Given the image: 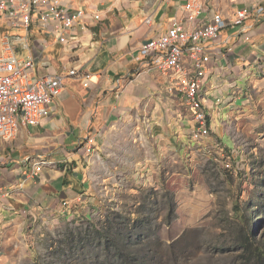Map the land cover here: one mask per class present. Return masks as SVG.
<instances>
[{
  "label": "rangeland",
  "instance_id": "374dc122",
  "mask_svg": "<svg viewBox=\"0 0 264 264\" xmlns=\"http://www.w3.org/2000/svg\"><path fill=\"white\" fill-rule=\"evenodd\" d=\"M4 34L25 35L0 22V53ZM170 96L173 117L190 120ZM243 97L255 108L249 118L210 110L200 140L178 123L184 144L141 117L90 135L76 160L85 202L32 212L0 204V264H256L245 247L264 250V106H254L264 94Z\"/></svg>",
  "mask_w": 264,
  "mask_h": 264
},
{
  "label": "crops",
  "instance_id": "0c3cea01",
  "mask_svg": "<svg viewBox=\"0 0 264 264\" xmlns=\"http://www.w3.org/2000/svg\"><path fill=\"white\" fill-rule=\"evenodd\" d=\"M62 1L71 9L86 7L99 13L100 18L88 15L81 23L84 28H77V37L64 43L33 27L28 42L48 43L31 73L36 77L77 68L91 76L86 85L81 77L66 76L40 124L20 127L14 138H0V204L9 203L7 208L21 203L32 212L44 203L52 210L63 211L65 205L81 197L85 202V177L76 161L82 151L77 147L101 129L107 132L147 116L148 124L156 129H176L181 140L175 138L174 142L184 144L187 139L178 123H186L187 130L193 127L191 119L182 122L177 118L175 98L166 93L161 76L129 57L141 43L165 32L173 16L182 18L180 0ZM252 1L203 3L208 13L216 10L231 21L238 8ZM238 30L225 27L210 40L213 49L205 86L209 115L210 110L221 109L229 119L230 114L242 110L249 118L248 113L255 108L243 96L254 89L264 94V14L246 20L245 29ZM254 103L255 107L264 106V100ZM155 113H160V118ZM163 142H168L167 137ZM28 159L31 163L37 159L47 162L36 177L31 175Z\"/></svg>",
  "mask_w": 264,
  "mask_h": 264
},
{
  "label": "built area",
  "instance_id": "2783aa9c",
  "mask_svg": "<svg viewBox=\"0 0 264 264\" xmlns=\"http://www.w3.org/2000/svg\"><path fill=\"white\" fill-rule=\"evenodd\" d=\"M180 8L182 18L173 16L165 32L141 43L129 57L160 75L166 93L183 101L193 122L190 137L196 141L209 131L210 115L205 107L209 92L205 86L213 49L211 41L228 26L243 31L246 20L264 14V0H253L238 8L231 21L216 10L208 13L203 0H180ZM86 9L68 8L62 0H0V18L10 27L24 29L25 33L1 37L0 138H14L20 127L40 124L49 114V105L60 93L66 76L81 77L83 84H87L91 75L77 68L34 77L31 70L48 42H28L33 27L61 43L75 39L77 28H84L82 21L88 15L95 20L100 18L99 13ZM94 137L88 136L79 150L90 151ZM31 160L28 159L31 175L36 177L47 162L37 159L31 163ZM226 167L230 164L226 163Z\"/></svg>",
  "mask_w": 264,
  "mask_h": 264
},
{
  "label": "trees",
  "instance_id": "16d2710c",
  "mask_svg": "<svg viewBox=\"0 0 264 264\" xmlns=\"http://www.w3.org/2000/svg\"><path fill=\"white\" fill-rule=\"evenodd\" d=\"M245 251L249 259H252L256 264H264V250L261 247H253L249 248V246L245 247Z\"/></svg>",
  "mask_w": 264,
  "mask_h": 264
},
{
  "label": "clouds",
  "instance_id": "9594fccd",
  "mask_svg": "<svg viewBox=\"0 0 264 264\" xmlns=\"http://www.w3.org/2000/svg\"><path fill=\"white\" fill-rule=\"evenodd\" d=\"M253 8H255V4L251 5ZM161 107H163V105H161ZM157 118H160V113H155L154 114ZM145 119L147 120V116L145 117Z\"/></svg>",
  "mask_w": 264,
  "mask_h": 264
}]
</instances>
